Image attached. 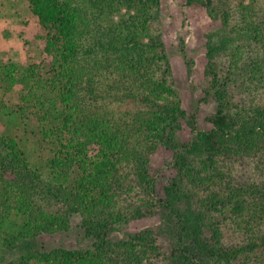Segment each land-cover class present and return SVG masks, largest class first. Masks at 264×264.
Here are the masks:
<instances>
[{
  "label": "trees",
  "instance_id": "1",
  "mask_svg": "<svg viewBox=\"0 0 264 264\" xmlns=\"http://www.w3.org/2000/svg\"><path fill=\"white\" fill-rule=\"evenodd\" d=\"M258 2L182 0L233 34L209 46L205 74L218 103L210 127L192 118L182 140L186 112L158 26L162 0H26L45 44L39 63L0 60V246L18 253L6 264H154L163 256L154 229L111 235L160 213L170 264L263 263L264 179H241L228 162L264 158ZM229 49L234 72L222 80L215 60ZM249 51L254 94L236 104L230 85ZM161 151L174 172L165 184L150 171ZM75 223L91 248L41 239Z\"/></svg>",
  "mask_w": 264,
  "mask_h": 264
},
{
  "label": "rangeland",
  "instance_id": "2",
  "mask_svg": "<svg viewBox=\"0 0 264 264\" xmlns=\"http://www.w3.org/2000/svg\"><path fill=\"white\" fill-rule=\"evenodd\" d=\"M181 3L182 0H162L158 26L170 56L173 83L181 95L182 106L186 112V118L181 121L178 134L182 140H188L191 136L189 121L195 118L199 129L206 130L210 127L208 119L217 112L218 108L217 99L211 92L210 78L205 74L209 46L215 44L221 47L224 36H233V34L230 35V30L220 22L212 21L206 12L185 9ZM258 4L261 10L260 20L264 22V0H260ZM44 44L45 32L29 10L26 0H0V60L4 63L25 64L29 60L39 63L43 58L41 53ZM254 50L257 52L259 47L255 46ZM255 51L254 53L249 51L248 55L242 57L240 71L236 73L237 76L230 85L232 101L236 104H249L253 97L252 86L249 87L246 79L249 78L247 73L250 61L255 58ZM233 60L231 49L224 50L216 56L215 67L222 80L234 72L231 67ZM207 92H211V95L209 96ZM259 99L264 101V95ZM170 157L168 152L161 151L151 162V175L159 182H164L163 184L174 174L168 165ZM222 160L224 163L227 159ZM232 160L228 161L233 164L230 166L232 170H229L235 176L244 180L251 176L259 178V181L264 179V158L248 160L233 158ZM222 168L227 167L225 165ZM196 201L197 199L194 200ZM77 223L67 232L42 236L41 239L50 248L61 247L71 250L91 248L92 241L86 238L84 230ZM147 228L159 233L158 244L163 252L162 258L154 264H170L168 258L173 243L170 234L165 231L166 223L161 213L153 215L152 218L120 225L111 237L113 240H122L132 233ZM17 256L18 253L3 250L0 246V264L9 263ZM259 257L263 259V263L254 259L253 264H264V254L259 253Z\"/></svg>",
  "mask_w": 264,
  "mask_h": 264
}]
</instances>
